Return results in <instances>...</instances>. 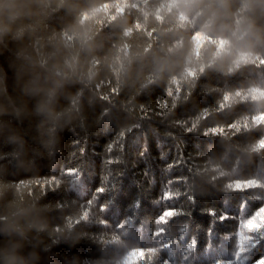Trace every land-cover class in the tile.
I'll list each match as a JSON object with an SVG mask.
<instances>
[{
	"label": "trees",
	"instance_id": "1",
	"mask_svg": "<svg viewBox=\"0 0 264 264\" xmlns=\"http://www.w3.org/2000/svg\"><path fill=\"white\" fill-rule=\"evenodd\" d=\"M264 260V0H0V264Z\"/></svg>",
	"mask_w": 264,
	"mask_h": 264
},
{
	"label": "snow or ice",
	"instance_id": "2",
	"mask_svg": "<svg viewBox=\"0 0 264 264\" xmlns=\"http://www.w3.org/2000/svg\"><path fill=\"white\" fill-rule=\"evenodd\" d=\"M259 264H264V260H261V261L259 262Z\"/></svg>",
	"mask_w": 264,
	"mask_h": 264
}]
</instances>
